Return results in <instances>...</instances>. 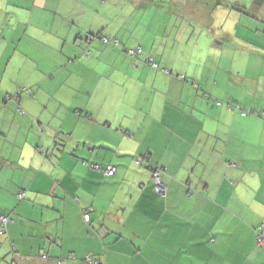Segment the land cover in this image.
Segmentation results:
<instances>
[{
	"label": "clouds",
	"instance_id": "clouds-1",
	"mask_svg": "<svg viewBox=\"0 0 264 264\" xmlns=\"http://www.w3.org/2000/svg\"><path fill=\"white\" fill-rule=\"evenodd\" d=\"M0 264H264V0H0Z\"/></svg>",
	"mask_w": 264,
	"mask_h": 264
},
{
	"label": "crops",
	"instance_id": "crops-1",
	"mask_svg": "<svg viewBox=\"0 0 264 264\" xmlns=\"http://www.w3.org/2000/svg\"><path fill=\"white\" fill-rule=\"evenodd\" d=\"M96 147H103V148H108V147H111V145L109 143H103V144H97L95 145ZM77 155H79V153H77ZM71 159H74V158H71ZM81 159L82 160H86L87 159V156H81ZM95 162H99V161H95ZM115 166V165H114ZM90 183L92 185H96V184H99L101 182L100 180V177L96 174L95 170L93 169L92 170V175H90L88 177Z\"/></svg>",
	"mask_w": 264,
	"mask_h": 264
},
{
	"label": "trees",
	"instance_id": "trees-1",
	"mask_svg": "<svg viewBox=\"0 0 264 264\" xmlns=\"http://www.w3.org/2000/svg\"><path fill=\"white\" fill-rule=\"evenodd\" d=\"M114 166V165H113ZM115 167V166H114ZM153 188H154V186H153Z\"/></svg>",
	"mask_w": 264,
	"mask_h": 264
}]
</instances>
